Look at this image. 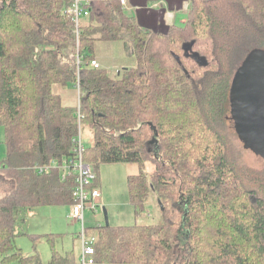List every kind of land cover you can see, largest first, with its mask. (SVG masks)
<instances>
[{
  "label": "trees",
  "instance_id": "trees-1",
  "mask_svg": "<svg viewBox=\"0 0 264 264\" xmlns=\"http://www.w3.org/2000/svg\"><path fill=\"white\" fill-rule=\"evenodd\" d=\"M190 1L185 22L161 33L119 0H89L76 36L70 0H0L1 264H41L15 239L30 210L74 202L75 177L52 163L74 154L79 124L92 133L91 186L100 164L137 163L128 199L135 219H154L88 226L96 264H264V168L237 171L224 134L232 77L251 50L264 51V0ZM99 41L119 42L131 64L92 67ZM55 84L78 85L80 122ZM46 264L78 260L53 249Z\"/></svg>",
  "mask_w": 264,
  "mask_h": 264
},
{
  "label": "rangeland",
  "instance_id": "rangeland-1",
  "mask_svg": "<svg viewBox=\"0 0 264 264\" xmlns=\"http://www.w3.org/2000/svg\"><path fill=\"white\" fill-rule=\"evenodd\" d=\"M184 7L187 17L191 8V1L188 0ZM169 39H172V36ZM197 48L200 49L201 47L199 46ZM94 53L95 57L97 56L101 60L102 65L112 71L125 63L128 64L131 62L129 57L124 54L119 42L99 41L94 46ZM190 69H194V75L202 72L195 64L191 65ZM233 128L232 120H226L224 134L227 142L230 143V149L226 154L231 157L232 163L237 167V171L239 170L240 173L243 172L244 176H246L245 171L247 169H251V171L248 172L255 174L256 171H260L261 168H264V159L255 154L252 150L244 148L243 143L238 139ZM81 133L83 143L86 146L90 145L92 133L85 124L82 125ZM2 138V127L0 126V160L5 154L3 152L4 144ZM149 148L151 149L152 145H149ZM153 169V163L147 161L144 167L145 172L151 173ZM138 171L139 166L134 162L103 163L99 165V179L97 185L100 189V197L103 203L99 197V202L95 211L89 208L85 210L84 216L87 226H95L96 221L102 219L103 208L106 209L109 223L112 224L130 225L135 222H148L154 220L151 218L150 214L147 215V212L143 213L138 219H135L132 206L128 199L127 177L131 174L138 173ZM149 204L150 203L146 206L147 210H151ZM68 212L67 205L40 206L35 208L32 213L25 218L24 223L19 228L21 233L15 239V244L20 249L22 255L38 256L37 258H39L41 264H46L51 257L53 249L59 252H75L73 247L75 245V248H78V246L71 240L73 237L71 234L77 231V225L72 224L71 219L67 218ZM101 223H103V221H101ZM48 235L53 238L52 244L51 241L49 242L47 240ZM7 264H33V262L21 263L16 259Z\"/></svg>",
  "mask_w": 264,
  "mask_h": 264
},
{
  "label": "built area",
  "instance_id": "built-area-1",
  "mask_svg": "<svg viewBox=\"0 0 264 264\" xmlns=\"http://www.w3.org/2000/svg\"><path fill=\"white\" fill-rule=\"evenodd\" d=\"M119 1L122 6L126 4V0ZM88 2L89 0H70V4L67 7L66 12L71 16L74 22L76 36H78L79 32L78 27L80 19L88 15V8L86 7ZM79 62L80 58L76 55V63L79 64ZM90 65L95 68L100 67V63L96 59H92ZM76 88L79 90L78 85H76ZM76 115L80 122L81 114L78 102ZM73 142L75 144L74 154L71 157L63 159L58 164L52 163V165H57L59 167L62 179L69 176L75 177L76 184L72 193L74 202L70 205L69 217L77 225L76 236L81 245L78 264H96L93 246L95 238L90 234L88 226L85 224L84 212L87 208L92 211L96 210L100 197V189L96 186H91L92 182L96 179V173L94 168L84 161V143L82 141L80 124L78 133L75 138H73ZM50 168L49 165L36 166V170L39 173H47Z\"/></svg>",
  "mask_w": 264,
  "mask_h": 264
},
{
  "label": "water",
  "instance_id": "water-1",
  "mask_svg": "<svg viewBox=\"0 0 264 264\" xmlns=\"http://www.w3.org/2000/svg\"><path fill=\"white\" fill-rule=\"evenodd\" d=\"M201 62L199 55L193 54ZM230 114L244 148L264 159V51L251 50L237 67L229 90ZM105 225L108 214L103 208Z\"/></svg>",
  "mask_w": 264,
  "mask_h": 264
},
{
  "label": "crops",
  "instance_id": "crops-1",
  "mask_svg": "<svg viewBox=\"0 0 264 264\" xmlns=\"http://www.w3.org/2000/svg\"><path fill=\"white\" fill-rule=\"evenodd\" d=\"M187 1L188 0H126V4L123 7L126 12L136 17L138 23L142 27L163 33L166 32L168 27H170L171 25L174 24L179 25L184 23L186 19V12L184 5ZM96 60L99 63H101V60L97 56H96ZM125 64L121 66H125ZM130 64L131 62L128 63V65ZM53 90L55 93H57L60 96L61 102L64 106H75L77 104L78 91L75 87L68 88L55 84L53 86ZM3 152H4V146H3ZM100 199L101 202L103 203L101 197ZM68 210L70 211V205H67V212ZM32 211L33 210L27 212L25 218H27V216H29L32 213ZM68 214H67V218H70ZM101 221L104 222V216L102 217L101 220L96 221V223H101ZM71 223L76 225L72 219H71ZM71 235L73 236L71 240H73L74 244L76 243L78 246V248H75L74 245L73 248L75 249V252L73 251L71 252H73L76 260H78L81 245L79 240H77L78 238H76L77 237L76 232L72 233ZM68 252L69 251L61 252V253H68Z\"/></svg>",
  "mask_w": 264,
  "mask_h": 264
},
{
  "label": "bare ground",
  "instance_id": "bare-ground-1",
  "mask_svg": "<svg viewBox=\"0 0 264 264\" xmlns=\"http://www.w3.org/2000/svg\"><path fill=\"white\" fill-rule=\"evenodd\" d=\"M264 184V183H263ZM261 209V208H260ZM263 213V212H262ZM248 247V246H247ZM246 251H248V250H246ZM253 252V251H252ZM245 254V253H244ZM251 256V255H250ZM233 261V260H232Z\"/></svg>",
  "mask_w": 264,
  "mask_h": 264
}]
</instances>
